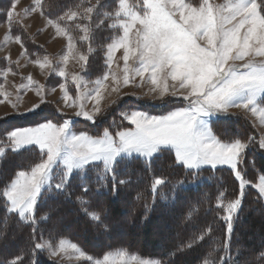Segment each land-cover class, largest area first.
Here are the masks:
<instances>
[{
    "label": "snow or ice",
    "instance_id": "obj_1",
    "mask_svg": "<svg viewBox=\"0 0 264 264\" xmlns=\"http://www.w3.org/2000/svg\"><path fill=\"white\" fill-rule=\"evenodd\" d=\"M18 3L19 0H11L4 12L9 28L5 40L14 39L24 48L21 36L11 35L14 25L23 24ZM58 7L61 5L56 0L47 5L45 0H32L23 15L39 13L57 36L66 39L64 54L58 61L45 55L32 63L64 78L59 88L65 105L77 109L75 117L95 123L97 117H103L119 105L126 95L121 89L130 84L136 87L147 84L143 95L153 100L164 102L168 97L179 96L187 104L166 115H150L135 109L120 111L119 116L134 127H120L114 133L104 128L97 136L73 131L70 118L54 122L45 117L35 126L5 130L0 139V164L9 151L16 155L38 149L39 158L27 169L6 175L0 187L4 210L0 248L7 247L6 233L11 218H15L17 232L30 229L25 247L11 259H0V264H38L37 252L44 251L53 258L74 256L90 264H163L161 260L129 256L123 249L94 258L70 241L61 239L54 243L45 240L42 234L38 239V228L40 221L59 217L72 210L69 205L77 204L91 222L107 230L110 227L108 210L101 207L99 211H89V200L85 197H118L132 184L133 166L142 164L154 171V158L166 152L174 157L169 167L178 165L188 170L189 184L195 185L201 179L199 173L203 166L216 169L225 165L239 182L234 198L226 200L223 191L217 196L216 207L223 210V215L218 216L224 222L222 236L214 235L213 220L177 245L169 255L182 254L207 240L209 248L200 264H250L247 259H240L244 249L236 241L246 186L251 185L264 200V174L253 183L245 178L240 167L254 137L223 140L213 132L209 118L229 116L233 114L232 109H237L264 125V0H226L223 4L214 0H87L86 5L63 6L53 18L52 12ZM106 31L109 34L105 36ZM98 36L107 70L90 82L94 85L92 88H87L89 82L80 73H71V82L76 87V94L71 95L67 87L69 61L77 59L84 72L89 56L96 51L92 42ZM77 42L87 43V51H79ZM121 50L122 68L116 62V53ZM21 55H26V50ZM4 59L10 60V57ZM15 63L18 65L19 61ZM9 73L16 74L12 67L0 71L5 83ZM27 80L28 84L17 87V100L19 90L33 84L37 85V95H42L43 86L31 75ZM82 87L87 90L82 92ZM0 95L11 104L16 115H24L18 103L9 99L11 93L5 90L4 84H0ZM42 103H45L43 98L25 112H33ZM258 146L264 150V135ZM91 171H95L94 176L89 175ZM185 182L177 181L170 194H165L161 188L169 181L162 175L154 176L150 186L152 205L156 204L157 196L172 204L182 199L187 201L178 190ZM200 204L201 201H189L185 219L190 220L199 212ZM41 206L47 210L38 216ZM149 207L145 205L146 209ZM15 235L16 232L13 239ZM260 258L264 259V252Z\"/></svg>",
    "mask_w": 264,
    "mask_h": 264
},
{
    "label": "trees",
    "instance_id": "obj_2",
    "mask_svg": "<svg viewBox=\"0 0 264 264\" xmlns=\"http://www.w3.org/2000/svg\"><path fill=\"white\" fill-rule=\"evenodd\" d=\"M52 2L53 0H45L46 5ZM56 2L61 7L52 12L53 18L60 14L63 6L81 3L86 5L87 0H56ZM10 3L11 0H0V24L6 22L4 12L9 8ZM11 33L13 36H21L26 51L32 59L41 58L42 47L32 41L23 24L14 25ZM108 34L107 31L104 32L105 36ZM77 44L84 52L87 51V43L77 42ZM92 46L96 51L89 56L88 66L82 72L88 80L96 79L107 70L104 65V55L100 47L99 36L92 42ZM4 66L18 70L16 63H11L2 58L0 59V67L3 68ZM55 77L59 83L65 82L64 78ZM183 102V99L175 97H168L166 101L162 102L142 95L126 94L122 96L119 105L105 113L103 117H97L95 123L69 116L59 111L55 106L45 104L33 112L24 113L23 116L12 115L1 118L0 139H3L5 130L42 123L45 117L53 119L54 122H62L64 119L72 118L74 121L73 129L76 132L84 131L97 136L103 133L104 128H109V131L114 133L120 127L131 126L119 116L120 111L141 109L158 115L171 111L182 105ZM212 129L223 140L236 137L241 139H247L249 136L254 137V143L246 150L243 164L240 167L244 171L245 178L255 183L258 176L264 174V150L259 149V136L252 121L237 112L229 116L218 117L213 121ZM38 158V149L24 151L16 155L9 151L3 163L0 164V187H3L6 175L11 176L18 170L27 169L32 163L38 162ZM173 159L171 152H166L162 157L154 158V171L147 170L142 164L133 166L132 184L127 189L122 190L118 197L106 195L85 197L89 200V211H99L101 207L108 210L110 227L107 230L91 222L89 217L79 210V205L71 204L69 205L71 211L47 221H40L38 239L40 234L45 240L54 243L67 238L95 258L102 257L113 249L125 248L142 257L161 260L163 264H200L209 248L207 240L185 250L182 254L170 256L169 253L175 251L177 245L187 241L198 229L203 228L213 220H215L216 227L214 235L222 236L224 222L218 216L223 215V210L216 207L217 196L223 191L226 200L234 198L239 191V182L235 179L230 168L217 167L212 169L207 167L200 170L201 179L195 185L189 184L187 181L191 180V176L188 170L178 165L168 166ZM89 175L94 176L95 171H91ZM160 175L169 181L167 185L161 188L165 194H170L172 185L176 184L177 181L185 180V184L178 186V190L187 197V201L182 199L178 203L172 204L170 201L160 200L157 196L156 204L152 205L151 181L154 176ZM138 194L139 199L137 198ZM73 200H75V195ZM189 201H201L200 211L195 213L190 220L185 219ZM146 204L150 206L147 209L145 208ZM46 210V206H41L37 215H43ZM3 215V202L0 200V225H2ZM113 221L115 222L113 223ZM114 225L119 227L117 232ZM158 227L160 228L157 232L161 238H164V242L157 244L156 240H151V238ZM29 231V228H24L23 231L17 232L15 218H11L6 233L8 237L7 247L0 248V259H11L14 255L19 254L28 241ZM139 231L144 234L141 239L138 238L137 232ZM14 232L16 235L13 239ZM237 234L239 240L236 243L242 245L244 249L240 259H247L250 264H264V259L260 258V253L264 252V200L259 198L257 190L251 185L245 189ZM36 259L38 264H65L51 259L47 251L37 252Z\"/></svg>",
    "mask_w": 264,
    "mask_h": 264
},
{
    "label": "rangeland",
    "instance_id": "obj_3",
    "mask_svg": "<svg viewBox=\"0 0 264 264\" xmlns=\"http://www.w3.org/2000/svg\"><path fill=\"white\" fill-rule=\"evenodd\" d=\"M130 2H133V0H130ZM214 2L218 3V4H223L226 2V0H214ZM31 5H32V0H19L17 11L21 13L20 18L23 20V25H24L25 29L27 30V32L30 34L31 37L30 36L29 37L32 39V41L36 44H39L42 47V50L40 51V52H42L41 58L43 56L47 55L54 62L58 61L60 56H62L64 54L67 41L64 37L57 36L55 33V30L51 26L47 25V21H46L45 17L40 16L39 13H32L30 15L24 16L23 10L25 8L30 7ZM8 33H9V28H8L7 23L4 22V23L0 24V59L8 56V57H10L9 61L11 63H15L16 61H19V64L17 65L18 70H17V68H15V69L12 68L13 72L16 74L13 75L12 73H9L6 83H5L4 78L0 77V84H4L5 90L8 93H11V95L9 96V99L13 103H18L19 111L23 112V113H26L25 109L31 108L33 104L40 103L41 99L43 98L45 103H42L41 106H43L45 104L52 105V106H55L56 108H58L59 111L63 112L64 114H67L69 116H74V112L77 109L74 107H67L65 105V102L62 98L63 94L59 88V85L61 83H64V82L59 83V81L55 79L56 78L55 76H57V77H60V76H58L56 72L50 71L47 68H45L44 70H41L38 65L32 63V61L35 59L34 58L32 59V57L29 56L27 51H26V55H21V53L25 52V50H26L25 45H24V48H21V45L16 43L14 39H9L6 41L5 37ZM11 35H12V33H11ZM77 48L79 49V51L84 52L82 49H80L78 44H77ZM121 56H122V50L118 51L116 53V62L119 63V65L122 68L123 61H122V59H120ZM257 59H259V58H257ZM7 68L8 67H5V66L3 68L0 67V71L5 70ZM113 68L114 69L116 68V64H113ZM67 72L69 73V80L67 83V87H68L69 93L71 95L76 94V87L71 82V78H70L71 73H80L84 77V80L86 82H89V83H87V88H92L94 86L90 82L95 81V79L94 80H88V78L84 74H82L81 69H80V63L78 62L77 59H70L69 64L67 66ZM29 75H31L32 79L34 81H37L39 85L43 86L42 95H37V85L33 84L27 88L20 89L19 90V100H17V87L21 84H28L27 77ZM60 78H63V77H60ZM137 82H139V78H137ZM69 83H71L72 85H70ZM53 88H55V91H52ZM85 90H87V89L84 87L81 88L82 92ZM121 91H122V93H126V94H133L134 93L135 95H139V96L142 95L146 98H151L150 96L143 95L147 91V84H145L144 87H136V86L130 84V85L122 88ZM175 98L183 99L182 97H179V96H177ZM0 100H4V97L2 95H0ZM186 104H187V101L184 100L183 104L178 106V107L186 106ZM87 107L90 109L92 107L91 103L87 104ZM136 110L147 112L150 115H155V114H152L146 110H141V109H136ZM231 112L232 113L239 112V113L245 115L246 117H248L252 121V123L254 124L255 129H256L258 136H259V140H260V137L262 135H264V125H261L250 114L245 113L242 110L232 109ZM167 113L158 114V115H166ZM12 115H16V111L12 108L11 104L8 103L7 100H4V103H0V119L5 118L7 116H12ZM77 118L86 120L84 117H77ZM217 118H218L217 116H213V117L209 118V123H210L211 127H212L213 121L216 120ZM70 119H72V118H70ZM72 121H73V119H72ZM73 123H74V121H73ZM32 126H35V125H32ZM25 127H28V126H25ZM130 127H134V126L131 125ZM72 130L75 131L73 129V125H72ZM79 132H81V131H79ZM207 167H209V166H203L202 169L207 168ZM218 167L229 168L226 165L225 166H218ZM248 186H250V185H248ZM248 186H246V188ZM123 220H124V218H123ZM114 227H115V230L117 232L119 230L118 225H114ZM159 228L160 227H158V229L155 230L154 236L151 238V240H156L157 244L164 242V238H161L157 232V231H159ZM142 233L143 232H141V231L137 232L139 239L144 237V234H142ZM63 239L66 241L72 242L71 240H69L67 238H63ZM72 243H74V242H72ZM118 249L125 250L129 256L135 255V256H138V257H141L144 259L157 260V259H153V258H149V257H142L141 255H139L137 253L130 252L125 248H116V249H113L112 251H116ZM84 252H86V251H84ZM88 255H90V254H88ZM102 257H99V258H102ZM50 258L53 260L65 263V264H90L89 261H86L83 259L77 260L74 256L72 257V259H68L67 257H65L63 259H61L60 257L53 258L51 256H50Z\"/></svg>",
    "mask_w": 264,
    "mask_h": 264
}]
</instances>
